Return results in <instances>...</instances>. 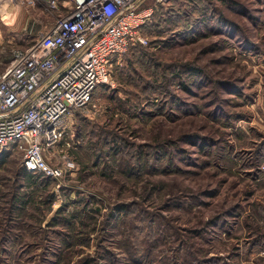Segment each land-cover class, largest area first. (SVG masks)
I'll list each match as a JSON object with an SVG mask.
<instances>
[{"label": "rangeland", "instance_id": "obj_1", "mask_svg": "<svg viewBox=\"0 0 264 264\" xmlns=\"http://www.w3.org/2000/svg\"><path fill=\"white\" fill-rule=\"evenodd\" d=\"M48 1L0 0V69L64 15ZM204 2L113 59L59 176L0 149V264H264V0Z\"/></svg>", "mask_w": 264, "mask_h": 264}, {"label": "built area", "instance_id": "obj_2", "mask_svg": "<svg viewBox=\"0 0 264 264\" xmlns=\"http://www.w3.org/2000/svg\"><path fill=\"white\" fill-rule=\"evenodd\" d=\"M169 2L67 0L64 15L31 44L11 48L0 69V149L18 151L27 171L59 176L62 165L48 163L47 153L62 139L72 113L108 82L116 56L148 43L142 27ZM48 5L56 7V0Z\"/></svg>", "mask_w": 264, "mask_h": 264}, {"label": "trees", "instance_id": "obj_3", "mask_svg": "<svg viewBox=\"0 0 264 264\" xmlns=\"http://www.w3.org/2000/svg\"><path fill=\"white\" fill-rule=\"evenodd\" d=\"M170 2L168 3L170 7L169 5L167 6V4L158 5L157 9L154 11L151 21L146 23L142 27V30L148 35H150V37L152 36V34L155 35L161 29L167 27L168 24L166 23L169 21V19L173 20L175 17H178L179 19L183 18V25L189 24L186 26L185 29H183V32H185L183 33V37H185V35H188L189 32H193L197 27L195 25H198L200 29V27L203 26L204 22H206V18L204 17L205 15H202L204 14L203 12L206 10L207 7L206 2H204L203 5H201V0H170ZM189 12L192 13V16L189 14ZM218 17V15L214 14L213 18L211 19L213 23H216V21L219 19ZM186 30H188V33H186ZM141 46L143 45L134 44L131 45L128 50ZM91 96H94V92H92ZM22 171L27 177L32 176L33 172H35L27 171L24 167H22Z\"/></svg>", "mask_w": 264, "mask_h": 264}, {"label": "crops", "instance_id": "obj_4", "mask_svg": "<svg viewBox=\"0 0 264 264\" xmlns=\"http://www.w3.org/2000/svg\"><path fill=\"white\" fill-rule=\"evenodd\" d=\"M0 43H2V40L0 39ZM3 47V46H0V48Z\"/></svg>", "mask_w": 264, "mask_h": 264}]
</instances>
